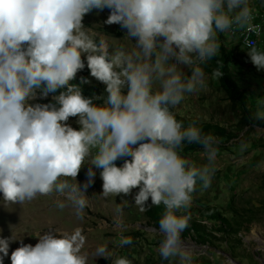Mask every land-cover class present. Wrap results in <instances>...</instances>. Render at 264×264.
<instances>
[{
	"label": "clouds",
	"instance_id": "obj_1",
	"mask_svg": "<svg viewBox=\"0 0 264 264\" xmlns=\"http://www.w3.org/2000/svg\"><path fill=\"white\" fill-rule=\"evenodd\" d=\"M105 8L110 11L106 23L120 25L135 40L131 50L109 54L106 41L89 36L84 16ZM252 18L248 0H0L4 203L22 204L55 191L81 215L98 168L104 197L127 196L138 188L134 201L142 211L149 199L153 206L164 205L158 222L162 236L158 254L169 264H193V253L181 238L189 216L177 212L190 207L197 182L204 189L210 186L217 170L218 139L202 134L195 123L183 127L170 109L186 94L206 88L202 65L218 54L217 33L233 26L251 30ZM245 47L253 65L264 69V50L249 41ZM82 54L90 75L105 85V97H85L79 85L71 83L85 68ZM221 75L219 69L213 71L214 77ZM80 82L90 83L84 78ZM49 94H55V103H29ZM101 98L102 104L93 102ZM70 117H78L79 130L67 123ZM253 118L264 121V101ZM185 141L202 146L206 164L188 165L178 152ZM246 149L247 144H241L240 151ZM88 158L82 186L66 179L57 183L61 177L76 180ZM119 159L124 163L117 167ZM128 203L122 201L123 206ZM115 223L121 226L122 220ZM14 240L0 238V264ZM132 242L131 236L121 234L117 246ZM113 255L107 245L95 250L96 257ZM10 260L11 264L87 262L75 235L64 237L52 230L39 235L35 246L21 241ZM112 264L131 262L117 257Z\"/></svg>",
	"mask_w": 264,
	"mask_h": 264
},
{
	"label": "rangeland",
	"instance_id": "obj_2",
	"mask_svg": "<svg viewBox=\"0 0 264 264\" xmlns=\"http://www.w3.org/2000/svg\"><path fill=\"white\" fill-rule=\"evenodd\" d=\"M248 3L252 12L264 6V0H248ZM109 15L107 8L103 11L94 9L84 16L82 23L89 36L97 42L101 39L106 41L109 54L118 49L131 50L135 40H130L120 25L107 24ZM243 30L233 26L228 32L217 33V39L219 51L226 47L232 53L229 66L234 80L248 95L252 89L256 94L257 98L253 97L256 106L250 110L254 115L259 102L264 101V81L257 69L254 70L256 66L247 54ZM82 60L85 68L76 74V79L71 83L79 85L85 97H105V85L90 75L86 54H82ZM181 70L191 74L186 66H181ZM204 72L206 88L186 94L184 100L170 110L176 119L184 117L208 128V131L209 127L218 125L228 130L232 137L220 139L213 135L224 143V148L218 150L217 170L210 186L204 189L197 182L191 194L190 207L177 212V215L189 216L188 226L183 231L187 237L181 234V238L193 253V264H264V127L253 124L243 109L232 101L220 80L206 69ZM81 78L90 83L81 84ZM53 95L49 94L46 98L38 95L29 103H55ZM93 102L102 104L103 99H94ZM77 120L78 117H70L67 123L79 130ZM241 144H247L243 152L240 151ZM178 152L189 166L199 167L207 163L202 147L187 151L186 144H183ZM124 159L117 160L116 166H122ZM89 162L90 158L85 160L77 181L61 177L57 183L66 179L69 183L82 186L87 180ZM94 170V183L85 193L88 204L81 215H77L75 207L55 191L50 195H37L22 204H5L0 194V238L13 236L16 239L10 243L9 255L4 258L3 264H11V252L20 246L21 241L35 246L38 236L50 230L64 237L75 235L80 254L87 258L86 264H112L117 257H125L131 264H169V261L160 258L157 251L162 239L159 229L148 223L150 217L147 212L151 208V200L142 211L134 201L138 188L127 196L104 197L101 169ZM123 200L129 203L123 206ZM61 202L65 203L63 208L58 207ZM209 206L216 207L229 219L231 225L228 226L232 227L229 234L213 227V221L202 217L201 209ZM118 208H122L119 215ZM117 218L122 220L121 226L115 223ZM192 220L209 226L212 231L209 241L200 243L202 240L196 232L189 229ZM121 234L131 236L132 244L118 247ZM100 245H107L114 253L111 259L95 256V250Z\"/></svg>",
	"mask_w": 264,
	"mask_h": 264
},
{
	"label": "trees",
	"instance_id": "obj_3",
	"mask_svg": "<svg viewBox=\"0 0 264 264\" xmlns=\"http://www.w3.org/2000/svg\"><path fill=\"white\" fill-rule=\"evenodd\" d=\"M231 51H229L226 47H222L220 51H218V54L214 56L210 61L206 62L204 65V69L209 71L213 74V71L216 69H219L222 75L218 78L224 87V89L227 91L229 97L232 99L234 103H236L240 108L243 109L245 115H247L253 124L264 127V121L255 120L253 118V113L250 110H253V106H256L254 103L253 97L251 98V94H247V91H245L244 88L240 87L237 82L234 80L229 66V61L231 58ZM177 121L182 124L183 127H188L189 125L195 123L197 127L201 129L202 134H211L216 135L218 138H224V137H232V134L225 128H221L220 126H211L208 128H204L201 124H198L194 121H189L188 119L184 117H177ZM218 139V144L216 147L219 149L224 148V143ZM186 144L187 151L189 150H195L198 148H201L202 146L195 143H188L187 141L184 142ZM165 212V207L163 204L159 206H153L151 205L150 210L147 212V215L150 217V220L148 221L149 224L153 225L154 227L159 229L158 222L159 219L162 217V215ZM201 215L202 217L206 218V220H210L214 222L215 228L223 229L228 234L231 232L232 227L228 226L231 225L229 219L225 217L219 209L213 206L205 207L201 209ZM190 227L189 229H193L197 237L202 240L200 243H204L206 241H209V237L211 235L210 232H212L206 224H202L201 222H196L192 220L189 223ZM205 228V229H203ZM228 229V230H226ZM182 237H187L184 232L182 233ZM199 242V239H197Z\"/></svg>",
	"mask_w": 264,
	"mask_h": 264
},
{
	"label": "built area",
	"instance_id": "obj_4",
	"mask_svg": "<svg viewBox=\"0 0 264 264\" xmlns=\"http://www.w3.org/2000/svg\"><path fill=\"white\" fill-rule=\"evenodd\" d=\"M252 29L243 30L242 35L244 42L249 41L255 46H258L259 40L264 35V6H261L260 9H256L252 12Z\"/></svg>",
	"mask_w": 264,
	"mask_h": 264
},
{
	"label": "crops",
	"instance_id": "obj_5",
	"mask_svg": "<svg viewBox=\"0 0 264 264\" xmlns=\"http://www.w3.org/2000/svg\"><path fill=\"white\" fill-rule=\"evenodd\" d=\"M257 48L260 50H264V38H261L259 40ZM256 69H257V67L254 68L255 71H256ZM257 72L261 74L260 78H262V81H264V69H259V70L257 69ZM249 93L252 95V97L256 96V94L253 92V89ZM255 98H257V97H255Z\"/></svg>",
	"mask_w": 264,
	"mask_h": 264
},
{
	"label": "bare ground",
	"instance_id": "obj_6",
	"mask_svg": "<svg viewBox=\"0 0 264 264\" xmlns=\"http://www.w3.org/2000/svg\"><path fill=\"white\" fill-rule=\"evenodd\" d=\"M244 30H247V29H244Z\"/></svg>",
	"mask_w": 264,
	"mask_h": 264
}]
</instances>
